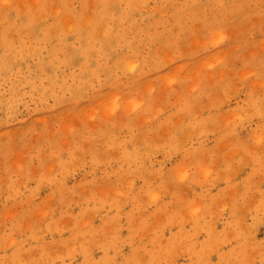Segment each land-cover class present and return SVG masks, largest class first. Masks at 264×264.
Wrapping results in <instances>:
<instances>
[{"label":"rangeland","instance_id":"374dc122","mask_svg":"<svg viewBox=\"0 0 264 264\" xmlns=\"http://www.w3.org/2000/svg\"><path fill=\"white\" fill-rule=\"evenodd\" d=\"M259 95L264 0H0V264H264Z\"/></svg>","mask_w":264,"mask_h":264},{"label":"bare ground","instance_id":"6f19581e","mask_svg":"<svg viewBox=\"0 0 264 264\" xmlns=\"http://www.w3.org/2000/svg\"><path fill=\"white\" fill-rule=\"evenodd\" d=\"M130 4H134L135 3V0H128ZM104 6H105V2H103ZM99 19L100 20H105V16L103 15H99ZM92 30H91V33L89 35V39L87 40V46H86V51L88 54L92 55V54H96L98 52V48H95L94 44H93V40L97 39V37L102 40L101 41V49H105L106 45H107V39L103 36H100L98 34L97 31H99V28H95L94 26H92ZM258 100L260 101H263L264 100V97L263 95H259L258 96ZM86 258L89 259V254L86 253L85 254Z\"/></svg>","mask_w":264,"mask_h":264}]
</instances>
